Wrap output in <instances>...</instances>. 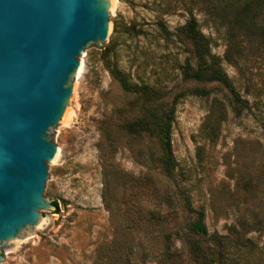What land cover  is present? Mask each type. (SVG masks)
Segmentation results:
<instances>
[{"label": "rangeland", "instance_id": "1", "mask_svg": "<svg viewBox=\"0 0 264 264\" xmlns=\"http://www.w3.org/2000/svg\"><path fill=\"white\" fill-rule=\"evenodd\" d=\"M110 1L108 39L84 49L69 105L50 132L57 154L47 163L43 196L57 203L58 212L40 210L37 226L2 243L0 264H136L141 256L154 264L166 247L172 264H193L187 240L194 214L183 207V192L194 209L205 211L209 235L259 222L258 229L239 231L261 247L263 259L264 54L248 55L243 76L222 61L248 101L240 117L229 111L221 88L208 97L185 96L177 102L170 136L174 172L168 178L148 139L136 141L118 131L122 116L117 110L128 109L131 98L110 77L103 53L115 24L140 28L143 35L137 38L119 36L118 65L173 88L172 98L191 84L180 85L176 62L184 54L174 39H162L159 25L169 31L183 25L187 0ZM193 13L212 54L221 58V33L201 7ZM262 259L248 254L234 264H261Z\"/></svg>", "mask_w": 264, "mask_h": 264}, {"label": "water", "instance_id": "2", "mask_svg": "<svg viewBox=\"0 0 264 264\" xmlns=\"http://www.w3.org/2000/svg\"><path fill=\"white\" fill-rule=\"evenodd\" d=\"M110 0H0V245L37 226L50 132L72 96L80 57L109 36ZM3 260L0 251V262Z\"/></svg>", "mask_w": 264, "mask_h": 264}, {"label": "trees", "instance_id": "3", "mask_svg": "<svg viewBox=\"0 0 264 264\" xmlns=\"http://www.w3.org/2000/svg\"><path fill=\"white\" fill-rule=\"evenodd\" d=\"M195 7H201L215 31L221 33L225 44L221 58L212 54L211 41L202 33L193 13ZM185 11L188 18L173 31L159 25L162 39H174L180 44L184 54L183 60L176 62L180 85L191 84L172 98L173 88H168L157 80L145 81L138 72L131 74L118 65L116 48L119 36L123 34L128 38H137L143 35L140 28L124 24L119 29L120 26L115 24L113 36L103 53L110 77L121 92L131 98L126 104L128 109L117 110V114L122 116L117 125L118 131L124 137L136 141L148 139L157 151L156 155H152H155L161 172L168 178L174 172L170 136L177 102L185 96L208 97L215 89L221 88L227 93L229 111L234 117H240L248 109V101L237 92L233 81L222 67V61L230 64L239 76H243L248 55L264 54V0H187ZM248 93L249 87L246 90V94ZM105 138L110 140V135L106 134ZM179 195L183 200V207L194 214V219L188 226L190 237L187 240L193 264H234L238 260H245L248 254L262 259L261 247L245 233H240L243 229H258L259 222L240 223V231L233 228L226 235H209L204 223L205 211L194 209L184 192ZM166 201H170L169 197ZM53 205L57 213V203L54 202ZM139 259L136 264L147 263L146 257L141 256ZM262 260L261 264H264V258ZM173 261L169 247L153 260L154 264H172Z\"/></svg>", "mask_w": 264, "mask_h": 264}, {"label": "bare ground", "instance_id": "4", "mask_svg": "<svg viewBox=\"0 0 264 264\" xmlns=\"http://www.w3.org/2000/svg\"><path fill=\"white\" fill-rule=\"evenodd\" d=\"M81 65V64H80ZM78 69H80V66H79V68Z\"/></svg>", "mask_w": 264, "mask_h": 264}]
</instances>
